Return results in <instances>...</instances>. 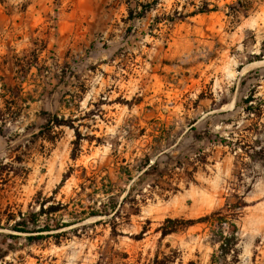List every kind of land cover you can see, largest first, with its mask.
I'll return each instance as SVG.
<instances>
[{"label": "rangeland", "instance_id": "obj_1", "mask_svg": "<svg viewBox=\"0 0 264 264\" xmlns=\"http://www.w3.org/2000/svg\"><path fill=\"white\" fill-rule=\"evenodd\" d=\"M236 1L0 0V264H210L206 225L161 233L214 212L220 264H264V0ZM58 202L38 228L116 209L13 229Z\"/></svg>", "mask_w": 264, "mask_h": 264}, {"label": "trees", "instance_id": "obj_2", "mask_svg": "<svg viewBox=\"0 0 264 264\" xmlns=\"http://www.w3.org/2000/svg\"><path fill=\"white\" fill-rule=\"evenodd\" d=\"M241 0H237L236 4L240 5ZM229 8V13L232 15L234 14L235 9L232 5L228 6ZM210 10H205V11H198V12H209ZM214 11V9L212 10ZM228 13V14H229ZM255 60H260L264 59V56L257 55L254 57ZM103 194H109L108 191H104ZM65 208V205L61 203H53L45 207L44 203H41L39 205L38 211L34 213H29L27 217H24L22 213H19V217L21 219L20 225L22 226L21 228L18 227H13L14 230H17L18 232H22L25 234H34V233H50L54 230H58L61 228H65L68 226H72L78 222H81L89 217L93 216H109L112 213L115 212L116 205L115 202H111L109 205V210H107L105 207H103L102 211L95 210L91 211L88 214H85L84 211L77 213V216L74 217V219L68 223H57L54 227L50 225H46L44 227L38 228L36 226V222H38L39 218L42 216L50 217L55 214H58L61 212L62 209ZM81 215V216H80ZM174 223H179L181 227H186L194 224H204L206 227H208L209 233L211 235V245L215 247L214 252L211 254L210 257V264H220L221 260H225L226 256L230 253L232 248L236 245L237 242V231L235 226L232 225L231 231H227V228L231 225H229L228 221L224 216H222L218 212L211 213L209 215H205L197 220H172V219H166L165 221V226L162 228V233L161 237H165L167 235H170L172 233L176 232L175 227H166V225L169 224H174ZM15 224L18 225V223L15 222ZM31 224L34 226L33 230L28 229L27 225ZM1 229V227H0ZM37 236H42V235H37ZM29 239H34L37 238L36 236L28 237ZM41 238V237H39Z\"/></svg>", "mask_w": 264, "mask_h": 264}, {"label": "bare ground", "instance_id": "obj_3", "mask_svg": "<svg viewBox=\"0 0 264 264\" xmlns=\"http://www.w3.org/2000/svg\"><path fill=\"white\" fill-rule=\"evenodd\" d=\"M263 64H264V63H263ZM251 66H252V65H251ZM251 66H250V67H251Z\"/></svg>", "mask_w": 264, "mask_h": 264}]
</instances>
